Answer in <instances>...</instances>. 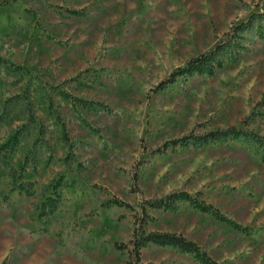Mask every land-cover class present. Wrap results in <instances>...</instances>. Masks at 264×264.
Returning <instances> with one entry per match:
<instances>
[{
    "label": "rangeland",
    "instance_id": "374dc122",
    "mask_svg": "<svg viewBox=\"0 0 264 264\" xmlns=\"http://www.w3.org/2000/svg\"><path fill=\"white\" fill-rule=\"evenodd\" d=\"M4 1L0 53L82 101L55 96L58 115L35 110L45 128V169L17 178L24 154L16 152L9 163L0 147V264H127L129 253L117 244L131 239L133 212L108 202L119 197L136 205L174 190L203 191L248 231L186 203L150 210L155 220L147 229L182 234L223 264H264V161L255 146L225 141L153 152L193 130L238 124L258 107L264 94L259 37L213 74L165 91L158 86L231 26L264 12V0ZM19 85L10 84L6 94ZM13 117L0 122V144L22 123ZM251 127L264 134V118ZM23 181L33 189L17 190L14 183ZM142 262L204 264L156 244L142 251Z\"/></svg>",
    "mask_w": 264,
    "mask_h": 264
},
{
    "label": "trees",
    "instance_id": "16d2710c",
    "mask_svg": "<svg viewBox=\"0 0 264 264\" xmlns=\"http://www.w3.org/2000/svg\"><path fill=\"white\" fill-rule=\"evenodd\" d=\"M5 3L6 1L0 5ZM255 37L264 39V12H255L246 21L231 26L208 50L189 58L183 65L176 68L168 78L159 84L158 89L165 91L179 81L188 80L193 76L213 74L216 69L223 66L225 61H236L241 51L246 48V43ZM17 83L20 84L18 90L16 89L13 94H6L10 84L15 85ZM57 90L58 87L43 80L38 73L26 65L0 53V122L6 120V124H8L11 116L22 120L19 127L0 144L3 149L0 150L7 160L9 159V163H12L11 159L16 152L19 151V153L24 154V160L18 161L20 171L14 170L17 178L23 179L24 173L27 171L38 172L46 168L43 155L40 153L42 151L40 147L46 138L45 128L37 118L35 110L50 111L58 115L55 96H60L63 99L69 98L72 101H82L74 95ZM96 103L98 106L106 108L105 104ZM100 106L97 109H101ZM24 113L26 114L25 117L20 116L22 114L24 116ZM58 118L60 119V117ZM258 118H264V94L262 100L258 102V107H255L250 115L240 123L212 128L203 132L193 130L188 134L167 141L163 147L155 149L153 152L166 153L170 147L173 150L177 147L202 148L225 141H243L254 145L256 152L260 153L264 161V134L251 127V123ZM85 123L91 128L90 122L85 121ZM60 125L64 139L73 148V141H71L65 125L63 123ZM14 185L20 192H28V190L33 189L34 183L23 181L21 183L15 182ZM54 192L57 193L58 191ZM180 203H186L190 208L207 213L236 230L248 231L247 226L229 217L214 204L209 203L205 199L203 191L192 194L185 190H174L161 196L147 198L136 205L115 197L108 204L125 206L133 212L132 237L127 243L117 244L118 249L128 251L127 264H145L142 262V251L153 244L171 245L182 252L194 254L204 264H223V262L215 260L207 249L182 234L147 229L150 222L155 220L150 210L173 211L179 207Z\"/></svg>",
    "mask_w": 264,
    "mask_h": 264
}]
</instances>
